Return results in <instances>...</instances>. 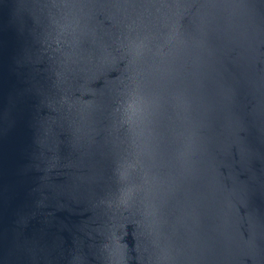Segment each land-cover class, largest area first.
Instances as JSON below:
<instances>
[{"label": "water", "instance_id": "95a60500", "mask_svg": "<svg viewBox=\"0 0 264 264\" xmlns=\"http://www.w3.org/2000/svg\"><path fill=\"white\" fill-rule=\"evenodd\" d=\"M0 264H264V0H0Z\"/></svg>", "mask_w": 264, "mask_h": 264}]
</instances>
